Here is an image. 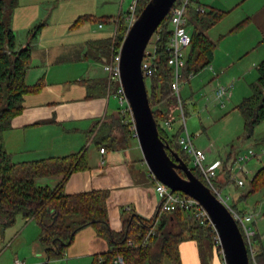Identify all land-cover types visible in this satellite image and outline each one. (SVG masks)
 Returning a JSON list of instances; mask_svg holds the SVG:
<instances>
[{"label": "trees", "instance_id": "trees-1", "mask_svg": "<svg viewBox=\"0 0 264 264\" xmlns=\"http://www.w3.org/2000/svg\"><path fill=\"white\" fill-rule=\"evenodd\" d=\"M18 1L0 0V225L4 228L13 226L19 216L26 220L35 219L41 227L40 242L50 260L63 258L76 234L87 226H93L97 236L108 241L110 249L94 255L92 264H115L114 261L119 255L124 258L125 264H162L165 260L172 264H181L179 246L182 241L193 239L200 246L204 242L216 245L217 232L210 225V221L197 219L182 209L166 212L157 225L154 219L148 221L138 215H130L122 231L113 230L108 216L109 190H90L74 194H67L64 191L65 182L74 172L89 168L87 150L38 160L21 162L14 160L13 154L6 149L4 132L11 128L12 119L23 111L25 96L39 91L44 84V81H39L33 86L26 83V74L32 66V47L27 45L19 48L16 33L10 26L13 9ZM148 1L137 0L138 15ZM180 1L177 0L173 7ZM224 14L216 10L201 12L199 9H192L191 6L188 26L193 25L194 28L191 45L187 50L186 64L182 70L183 79L187 80L191 72L196 74L211 65L216 42L210 39L206 30L214 26ZM84 20H97L103 24L114 22L117 29L113 37L89 41V44L91 48L97 50L95 57L98 59L110 60L113 54L116 57L129 29L126 15L113 19L110 16L96 18L84 15L75 21L73 27L79 26ZM248 22L249 19L242 21L236 29ZM42 27L43 25H38L31 29L32 36L35 37ZM156 33L158 67L153 76L145 78V81L150 79L152 84V91L147 87L150 104L158 121L160 136L189 164L191 158L179 143L184 124L182 123L173 136L168 134L164 126L168 120L174 125L173 117L180 110V106L185 117L188 113L182 96L179 101L172 88L173 69L169 66L167 53L173 33L171 14L162 21ZM258 74L257 80L251 84L252 94L236 106L244 118L246 138H251L255 128L264 121V60L258 66ZM162 101H165V107L156 108ZM177 116L180 119V114ZM132 124L133 122H126L120 112L119 117L101 126L94 139L98 145L103 144L105 147H126L129 139L136 138L135 132L131 129ZM233 164L232 155L223 160L219 173L224 178L221 180L218 174L214 179L218 187H222L221 182L227 183L231 180ZM192 171L207 184L199 168L192 167ZM179 172L184 176L183 171ZM44 176L63 178L55 188L37 185L36 179ZM249 185V192L240 197L245 198L238 200L247 199L249 195L264 188V166L255 172ZM232 207L238 209L236 204ZM152 228H155V234L144 243ZM243 234L248 246L250 264L255 262L264 264V251L253 254L255 249L244 232Z\"/></svg>", "mask_w": 264, "mask_h": 264}, {"label": "crops", "instance_id": "crops-1", "mask_svg": "<svg viewBox=\"0 0 264 264\" xmlns=\"http://www.w3.org/2000/svg\"><path fill=\"white\" fill-rule=\"evenodd\" d=\"M42 1L46 0H19L10 19L17 39L26 35L25 40L17 43L18 47H32V66L26 74V83L33 86L44 81V84L39 91L25 96L23 111L12 119L11 128L4 132L6 149L13 154L16 162L87 150L89 168L74 172L65 182L64 191L74 194L109 190L108 216L110 226L115 231L120 232L125 228V221L130 215H138L148 221L154 219L157 225L166 213L161 209L163 198L156 191L157 180L141 153V157L137 153L130 155L131 142L137 137L129 139L128 146L118 148L98 145L94 139L101 126L119 117L121 107L115 93L118 82L110 81L104 69V64L114 57L110 60L96 58L98 52L90 47L89 41L113 37L116 25L109 23V29L103 35L87 39L83 45L61 43L50 46L40 40L44 25L35 37L30 33L43 17L38 6ZM244 2H252V6L250 4L243 11L242 21L249 19V22L242 30H251L247 36L248 48L261 50L262 58L254 62L258 69L260 60H264V0H195L192 9L202 7L205 12H224L223 19L235 14ZM103 16L115 18L113 15ZM99 28L104 29L105 25L99 23ZM193 28V25L191 30L189 28L191 33ZM211 28L206 30L208 36ZM225 55L230 60L226 67L220 68L224 75L221 78L235 77L231 76L230 71L234 65L231 53L226 52ZM248 69L251 71L250 67L242 68V71L247 72ZM241 90L242 86L233 90L228 104H239L244 99L240 98ZM104 147L103 153L101 148ZM205 151L207 159H211V148ZM216 160L222 159L215 157L207 162ZM62 178L44 176L37 178L36 183L55 188ZM223 178L220 175V179ZM220 184L224 190L227 183ZM40 235L41 227L35 219L26 220L19 216L13 226L4 228L0 225V264H15L16 261L22 264H92L94 255L110 249L108 241L98 237L93 226H87L76 234L63 258L50 260L40 242ZM179 250L181 264H225L222 251L208 242L200 246L196 240L187 239L181 242ZM260 252L255 251V254ZM166 262L170 261L163 263Z\"/></svg>", "mask_w": 264, "mask_h": 264}, {"label": "rangeland", "instance_id": "rangeland-1", "mask_svg": "<svg viewBox=\"0 0 264 264\" xmlns=\"http://www.w3.org/2000/svg\"><path fill=\"white\" fill-rule=\"evenodd\" d=\"M134 1L136 0L42 1L38 6L42 13L41 16L43 17L39 19L36 25H44L45 27L40 40L50 46L61 43L83 45L85 40L103 35V32L109 29L110 24L106 23L104 24L105 28L100 29L99 21L84 20L79 26L73 27V24L80 16L86 15L96 18L103 15H113L115 17L120 15L124 16L128 14L130 6ZM250 4L252 6V2L242 3L235 14L227 18L224 17L210 29L208 34L211 39L217 43L213 61L211 65L196 73L190 80H183L181 82V96L188 112L185 117L187 129L193 136L195 145L204 150L206 148H211L212 155H210L211 159L210 157L208 158L209 162L215 157L226 160L228 156L232 155L234 157V171L236 172L239 164L235 159L248 153L251 149L260 156L259 158L253 157L248 163L242 162V164H240L241 166L244 165L245 173L239 175V177H244L246 179L245 186H237L235 181L229 180L223 190V194L225 196L230 195V205L233 206L236 204L239 210L256 213L255 220L249 224L257 233L251 237V243L255 251H264V188L257 193L249 195L247 199L238 200L245 198L240 197L249 192V181L252 180L255 172L264 166V121L255 128L251 138H246L243 115L236 109L238 104L230 102L229 104L227 103L226 108H222L214 98V90L219 84L226 85L233 81H236L235 89L238 86L243 87L240 98L248 97L252 94L251 83L255 82L259 76L258 69L254 65V62H258V60L262 58L260 56L261 50H258V48L254 50L248 48L249 43L247 36L250 34L249 31L251 30H242L247 25L236 29L238 23L242 21L241 17L243 11L249 8ZM107 11L110 12L108 13ZM92 13L93 15H91ZM136 13L138 14V9ZM126 23L129 27L131 22L126 18ZM189 28L191 30V26ZM25 38L26 35L18 36L17 43L25 40ZM157 39L158 34L156 33L148 44V51H154ZM226 52L231 53V58L234 61V65L230 70L231 76H235L232 78H221L224 75H222L223 72H221L222 70H220V68L226 67L230 60L226 57ZM111 57H114V54ZM249 67L251 71L250 69H248L247 72L242 71V68ZM117 82L120 83V81ZM146 83L148 90L152 91L150 79H147ZM165 105V101H162L156 108H164ZM176 114H180V119ZM176 114L173 129L167 128L164 123L170 136L175 135L176 131L182 125L181 110ZM185 133V130H183L181 135ZM130 151V155L132 156L137 153L139 157H141V153L143 157L137 138L133 139L131 142ZM189 166L191 168L194 167L192 160ZM236 197L238 198L235 200ZM255 251L253 250V254H255ZM163 264L171 263L166 262Z\"/></svg>", "mask_w": 264, "mask_h": 264}, {"label": "water", "instance_id": "water-1", "mask_svg": "<svg viewBox=\"0 0 264 264\" xmlns=\"http://www.w3.org/2000/svg\"><path fill=\"white\" fill-rule=\"evenodd\" d=\"M176 1L149 0L129 27L118 57L121 85L132 109L136 137L144 160L155 179L173 192L180 191L195 198L204 207L221 241L225 264H250L248 246L233 213L211 187L194 174L179 153L162 139L150 104L142 61L149 42Z\"/></svg>", "mask_w": 264, "mask_h": 264}, {"label": "built area", "instance_id": "built-area-1", "mask_svg": "<svg viewBox=\"0 0 264 264\" xmlns=\"http://www.w3.org/2000/svg\"><path fill=\"white\" fill-rule=\"evenodd\" d=\"M195 0H181L179 3L176 4L175 7L171 9V26L173 29V33L170 37L167 53H168V63L169 66L173 69V82L172 88L176 95L179 97V101L181 100V82L183 79V68L186 64V55L189 46L191 45L192 41V33L189 31L188 27V20H189V11L191 6L193 5ZM201 12H205V9L202 7L198 8ZM137 11V0L134 1L130 6V11L126 14V18L130 20V26L135 22L138 17ZM102 26V24L100 25ZM129 26V27H130ZM117 29V28H116ZM115 29V33H116ZM118 57L119 54L114 57V59L104 64V69L109 74L110 81H120L118 83V87L116 88V96L119 99L121 104L120 112L124 116L126 122H133L131 129L135 132V125L134 119L132 115V109L129 104V101L126 97L125 91L123 86L121 85V71L118 65ZM157 56H156V47L153 52L146 50L145 56L142 61V71L144 77H151L155 74L158 63H157ZM195 75V72H191L189 74L190 80L191 77ZM235 87V82L228 83L226 85L219 84L214 90V98L218 102V104L225 108L227 106L228 100L231 97L233 90ZM180 110L182 112V123L184 124L185 134L181 135L179 139V143L182 146L185 153L191 158L193 162V166L197 167L201 170L204 177L206 178L207 185L211 187L214 193L219 197V199L225 203L228 208L233 213L235 219L237 220L238 224L241 227V230L245 233L249 243H251V237L256 234L251 224L255 220L256 213L248 212V211H240L238 209H234L232 205L229 204L230 196H225L223 194V189L218 187L214 183V179L218 176L219 170L222 168L223 160H216L212 163L207 162V153L205 150L196 147L193 141V136L189 133L186 122L185 116L183 114L182 106H180ZM165 126L169 129H173V123L171 120L165 122ZM101 152H105L104 148H101ZM253 157H260L257 155L254 150H249L248 153L243 154L235 161L238 162L239 167H237L236 172L234 164L232 166V176L231 181H235L237 186L243 187L246 184V179L243 177H239V175L245 173L244 172V165L241 166L242 162L248 163ZM235 172V173H234ZM230 181V182H231ZM229 184V183H228ZM156 191L158 194L163 198V202L161 204V209L164 212H171L176 209H182L184 211L190 212L193 214L197 219H209L208 213L204 209V207L193 197L180 192L175 191L173 192L171 188L166 186L160 181H157ZM210 225L213 227L211 221ZM214 229V227H213ZM215 230V229H214ZM155 234V228H152L151 231L148 233L147 237L144 240L146 243L151 235ZM132 243V242H131ZM215 244L216 246L222 251L221 248V241L218 235L215 237ZM115 264H125L124 258L119 255L115 261ZM15 264H22L20 261H16ZM257 264V263H255Z\"/></svg>", "mask_w": 264, "mask_h": 264}]
</instances>
